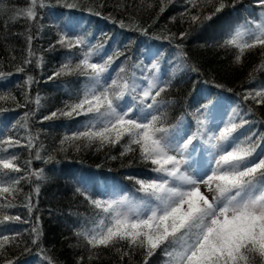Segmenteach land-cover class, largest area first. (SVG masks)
<instances>
[{"label":"trees","instance_id":"16d2710c","mask_svg":"<svg viewBox=\"0 0 264 264\" xmlns=\"http://www.w3.org/2000/svg\"><path fill=\"white\" fill-rule=\"evenodd\" d=\"M27 3L28 0H0V7L12 8ZM48 3V7L38 9L37 21L21 19L11 23L0 14V71L5 73L0 77V95L11 94L20 104H24L26 92L30 100L34 101L37 95L42 98V107L39 109L32 102L24 107H16L11 101H0V108L8 109L0 111V139L11 136L24 145L27 144L29 131L38 136L34 142L36 147L31 152L26 147H16L4 155H17L19 159L16 163L26 169L22 173H11L13 177L41 169L45 175L42 181H36L34 177L32 182L21 180L18 185L21 191L13 201L15 206L2 209L3 214L19 216L20 221L0 224V239L4 236L10 238L0 255V264H7L8 261L14 264H48L41 249L56 264H77L81 256L84 257L83 264H141L139 252L131 259L125 257L121 261L120 255L111 249H100L99 258L89 261L87 246L74 235V231L82 225L90 227L89 221L95 214L88 201L76 192L78 187L87 189L93 198L104 199L105 194L110 195L112 192L117 196L139 198L142 194L137 191L135 179H157L159 174L151 170V164L140 159L138 152L121 156L123 149L120 145L104 146L99 150L97 145L81 146L79 151L74 147L60 150L64 136L80 130L88 117L44 120V116L63 108L65 102L77 99L81 85L86 80V77L78 74L49 79L67 57L74 55L73 63L80 58V49H73L70 53L56 44L57 33L66 32L71 36L83 37L87 41L85 50L91 46L96 53L93 62L104 63L108 57H112L111 66L103 77L106 84H111L123 67L125 72L121 76L131 78L135 74L137 82L146 86L147 81L143 77L152 76L153 73L148 69L153 63H159V74L168 82L176 66V45L182 43L183 50L190 58L189 63L198 66L200 71L179 72L171 79V87L162 94L161 99L171 101L165 108L166 124L171 126L181 121L172 129L171 136L184 139L186 123L195 134L197 119H204V114L209 113L210 105L213 107L216 101L224 104L236 102L242 106L241 116L250 121L236 135L255 133L252 139L259 143L256 153L264 156V140L259 139L264 136V105L243 99L247 91L264 86V72L257 73L254 80H249V72L261 59L260 50L247 53L243 63L237 65L234 62L235 49L219 47L237 25L246 19H259L261 8L256 0H241L235 7H226L211 21L199 26L191 24L189 17L183 15L191 8L187 0H173L158 19L160 0H145L143 4L141 0H80V6L71 9L58 4L57 0H48ZM148 3H153V7L148 8ZM90 7L93 12L100 14H90ZM195 11L192 9L193 13ZM211 11L212 7H205V12ZM120 21L124 22L125 27L120 26ZM135 25L146 28L147 33L131 30ZM185 31L190 35L183 41L176 39L169 42L156 38ZM28 35L32 36L31 47L36 53L32 64L23 63L27 56ZM41 56L43 64L37 67L35 60ZM18 66L24 67L25 71L18 72ZM29 75L34 78L30 87L25 83ZM134 95L126 94L115 103L119 110L131 109L132 117L137 118L139 105L133 99ZM205 106L208 107L207 112H202ZM249 108H252V113L246 114ZM26 112L34 113L28 121V130L21 127ZM210 114H213V110ZM198 141L202 142L197 138L192 144ZM38 149L41 159L35 158ZM49 156L52 159L49 160ZM29 160L30 165L27 164ZM36 184L40 185L38 196L33 191ZM28 194H32L34 205L31 213L24 206ZM34 225L42 233L37 244L32 243ZM163 259L158 251L149 264H162Z\"/></svg>","mask_w":264,"mask_h":264},{"label":"snow or ice","instance_id":"6c2138e0","mask_svg":"<svg viewBox=\"0 0 264 264\" xmlns=\"http://www.w3.org/2000/svg\"><path fill=\"white\" fill-rule=\"evenodd\" d=\"M172 2L173 0H160L157 19L166 10L167 4ZM187 2L191 8L183 15L189 17L191 24L203 26L205 21H211L216 14L226 7H235L241 0ZM256 2L261 8L259 19H246L219 44L222 48L235 49L234 62L237 65L243 63L247 53L260 50V61L249 72L250 81L255 79L257 73L264 72V0ZM57 3L69 9L80 6V0H57ZM141 3H145V0H141ZM48 6V0H28L25 6L0 7V14L7 17V22L11 23L21 19L37 21L38 9ZM209 6L212 11L205 12V7ZM147 7L152 8L153 3H148ZM192 9L196 11L193 13ZM88 11L90 14H100L93 12L91 7ZM119 23L121 27H125L123 21ZM37 27L39 30V25ZM131 30L147 33V29L139 25L133 26ZM189 35L190 33L185 31L178 35L173 33L156 38L172 42L176 39L183 41ZM57 36V45L68 49L70 53L73 49H80V58L73 63L75 56L67 57L49 79L78 74L86 77V80L81 85L77 99L65 102L63 108L44 116V120L88 117L80 130L64 136L60 142V150L66 151L67 147H74L79 151L81 146L93 145H97L99 150L104 146L120 145L123 149L121 156L138 152L140 159L151 164V170L159 174L157 179H135L137 191L142 194L139 198H93L87 189H76L95 213L89 221L90 227L82 225L74 231V235L87 246L88 260L98 259L100 249H111L120 255L121 261L125 257L131 259L139 252L142 256L141 264H149L158 251L164 257L162 264H264V156L256 153L259 143L252 139L255 133L236 135L250 121L241 116L240 122H235L238 112L234 110L223 122L218 134L213 133L205 137V132L208 131L205 121L198 118L195 134L183 142L171 138L172 129L181 121L178 120L171 126L166 124L165 108L171 101L161 99L162 94L171 87V79L179 72L200 71L198 66L189 63L188 53L183 50L184 45H176V66L171 71L168 82L159 74V63H153L148 69L153 73L152 76L143 77L147 81L146 86L137 82L135 74L131 78L121 76L120 74L125 72L123 67L119 69L117 78L112 79L111 84H106L103 77L111 66L112 57H108L104 63L93 62L96 53L91 46L85 50L87 41L83 37L71 36L66 32H58ZM31 41L32 36L28 35L24 64L34 62L32 58L36 53L32 50ZM35 64L37 67L42 66L43 57L36 59ZM17 71L24 72L25 69L18 66ZM4 75L5 73L0 71V77ZM25 83L30 87L34 78L29 75ZM131 93L135 94L133 99L139 105L137 118L132 117L131 109L119 110L115 103ZM41 99L37 95L34 101L30 100L26 92L25 102L20 104L11 94L0 95V101H11L16 107H24L32 102L39 109L42 107ZM243 99L251 100L256 105H264V86L247 91ZM7 110L0 108V111ZM251 113L252 108H249L246 114ZM33 114H24L21 127L28 130V121ZM197 138L213 151L209 154L211 159L207 168L201 169L198 174H189L184 168L187 163L186 153ZM26 139L27 144L24 145H21L19 139H13L11 136L0 139V201H4L0 203V224L5 221H20L19 216L3 214L2 209L15 206L13 201L21 191L18 187L21 180L32 182L33 177L36 181L45 179L43 169L29 171L28 175L24 176H11V173H22L26 169L16 163L19 159L17 155L4 153L16 147H26L31 152L36 147L34 142L38 136L29 131ZM259 139L264 140V136ZM35 158L41 159L39 149L35 152ZM48 159L52 157L49 156ZM27 164L30 165L31 160L27 161ZM33 191L38 196L40 185L36 184ZM26 200L24 206L31 213L34 208L32 194H28ZM32 233V243L37 244L42 233L35 225ZM9 240L8 236L0 239V255ZM41 252L44 253L48 264H56L44 249H41ZM83 261L84 257L81 256L77 264H83ZM7 264L14 262L8 261Z\"/></svg>","mask_w":264,"mask_h":264},{"label":"rangeland","instance_id":"374dc122","mask_svg":"<svg viewBox=\"0 0 264 264\" xmlns=\"http://www.w3.org/2000/svg\"><path fill=\"white\" fill-rule=\"evenodd\" d=\"M105 80L107 81L106 78ZM240 108H242V106L240 107V104H237L235 102L228 103L226 105L218 103L213 109L214 116L212 118H208L207 114H204L203 118L209 120V121L207 120L208 123L206 125V128L208 131L205 132V137L213 133L218 134L219 128L223 127V122L227 120L230 115L233 114L234 110L238 112V115L235 117V122L239 123L241 113H242V109ZM207 109H208L207 106H205L204 109L201 111L204 112ZM192 135L193 133L190 130V126L188 125V123H186L185 128H184V133H183L184 139H179V140L183 142L184 140H186L188 137ZM171 138L174 140L177 139L173 136H171ZM200 143L201 142L198 141V144L190 145L189 152L186 153L187 163L184 165V168L189 172V174H198L201 171V169L207 168L209 166L208 161L211 159L209 154L213 151V149H211L205 143H203L202 145ZM113 194L114 193L112 192L110 193L109 196H113ZM114 195L117 196L116 194Z\"/></svg>","mask_w":264,"mask_h":264}]
</instances>
